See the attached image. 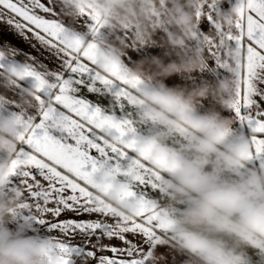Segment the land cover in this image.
Wrapping results in <instances>:
<instances>
[{"label": "clouds", "instance_id": "obj_1", "mask_svg": "<svg viewBox=\"0 0 264 264\" xmlns=\"http://www.w3.org/2000/svg\"><path fill=\"white\" fill-rule=\"evenodd\" d=\"M52 0L65 26L66 47L94 42L96 70H113L139 81L132 123L141 129L136 146L154 164H165L164 181L154 198L166 225L150 264H264V166L252 160L247 131L231 114L237 103L243 57L235 47L220 49L223 75L195 80L213 59L209 48L220 33L234 29L241 0ZM213 8L214 24L204 32V13ZM84 13L98 16L94 36L77 27ZM227 45V41H224ZM157 48L156 54L149 49ZM133 56L135 58L133 59ZM172 77L180 83L169 84ZM21 82H24L21 84ZM37 89L22 67L0 69V104L35 112ZM116 96L111 98L114 105ZM207 101V104H205ZM229 113V114H225ZM21 141L16 116L0 110V264H60L47 234L21 219L22 186L3 189ZM136 169L128 161L120 174L113 166L95 177L97 193L131 218L140 210L125 194ZM78 264H88L82 258Z\"/></svg>", "mask_w": 264, "mask_h": 264}, {"label": "snow or ice", "instance_id": "obj_2", "mask_svg": "<svg viewBox=\"0 0 264 264\" xmlns=\"http://www.w3.org/2000/svg\"><path fill=\"white\" fill-rule=\"evenodd\" d=\"M51 2L0 0L4 13L0 16V69L21 66L25 80L38 91L35 112H11L17 118L21 143L3 190L23 187L20 218L46 229L60 264H78L82 258L88 264H150L154 248L167 231L154 204L166 168L163 161L154 164L136 146L141 129L132 123L131 109L140 82L119 70L107 76L97 71L94 42L84 49L79 42L74 49L66 47L65 26L55 17ZM241 4L234 29L220 33V43H212L209 55L218 66L223 47H235L243 57L232 113L240 127L247 129L253 162L264 166V90L257 87L264 82V0H241ZM212 12L209 5L204 13L211 25ZM83 15L86 28L95 36L101 26L98 16ZM21 44L29 50L24 51ZM9 55L24 62L6 64ZM128 161H135L136 169L129 178L133 187L126 200L140 205L131 218L97 193L94 180L109 166L120 174Z\"/></svg>", "mask_w": 264, "mask_h": 264}, {"label": "crops", "instance_id": "obj_3", "mask_svg": "<svg viewBox=\"0 0 264 264\" xmlns=\"http://www.w3.org/2000/svg\"><path fill=\"white\" fill-rule=\"evenodd\" d=\"M235 0H224V4H223V7L224 8H227L229 7L232 3H234ZM4 13L0 12V16H3ZM88 23L87 19L85 17H81L80 18V22L79 24L77 25L78 28H80L81 30H84L86 29V24ZM211 24L210 22L207 20V17L205 16L204 17V20L203 22L200 24V28L204 31V32H207L210 28H211ZM20 47L24 50V51H27L29 50V46L27 44H21ZM160 50L157 49V48H152V49H149V52L153 53V54H156L158 53ZM17 55H23L22 53H17ZM20 59H22V57H18ZM135 58V56H133V59ZM24 61L23 60H18L16 58V56H13V55H9L6 57V60H5V63L6 64H21L23 63ZM47 63V61H45ZM225 74L224 73V70L223 69H220L219 66L217 65L216 63V60L213 58L212 60L209 61V66L208 68H206L205 70L201 71L200 73H194L193 74V77L195 80L199 81V80H202V79H212L214 77H217V76H221ZM182 81L179 80L178 77H172L170 78L167 83L169 84H174V83H180ZM24 82H21V84H23ZM257 87L261 90H264V82H259L257 84ZM90 99H95L94 97H89ZM205 104H207V101H205ZM0 110L6 112V113H9V112H12V111H18L16 105L14 103H7L5 105H3L2 108H0ZM33 113V112H30V114ZM226 115L229 114V113H225ZM233 115V113H231ZM236 126L243 130V131H247L246 128L242 129L239 125V123L236 121ZM5 158V155H0V159H3ZM12 181L14 183H19V178L18 177H13L12 178ZM39 231L42 233V234H46V229L41 226V225H37Z\"/></svg>", "mask_w": 264, "mask_h": 264}]
</instances>
